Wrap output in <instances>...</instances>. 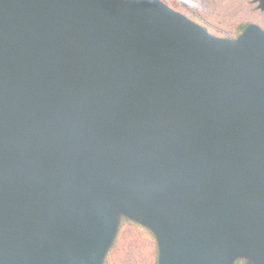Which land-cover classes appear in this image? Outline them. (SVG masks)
<instances>
[{
    "label": "water",
    "instance_id": "95a60500",
    "mask_svg": "<svg viewBox=\"0 0 264 264\" xmlns=\"http://www.w3.org/2000/svg\"><path fill=\"white\" fill-rule=\"evenodd\" d=\"M122 214L159 264H264V29L0 0V264H104Z\"/></svg>",
    "mask_w": 264,
    "mask_h": 264
},
{
    "label": "rangeland",
    "instance_id": "374dc122",
    "mask_svg": "<svg viewBox=\"0 0 264 264\" xmlns=\"http://www.w3.org/2000/svg\"><path fill=\"white\" fill-rule=\"evenodd\" d=\"M202 17L189 11L183 0H167V3L193 20L205 24L211 33L231 37L240 24L255 23L264 29V10L256 0H185ZM143 234L148 235L144 227Z\"/></svg>",
    "mask_w": 264,
    "mask_h": 264
},
{
    "label": "trees",
    "instance_id": "16d2710c",
    "mask_svg": "<svg viewBox=\"0 0 264 264\" xmlns=\"http://www.w3.org/2000/svg\"><path fill=\"white\" fill-rule=\"evenodd\" d=\"M164 1L167 2V0ZM183 3L189 11L203 19L185 0ZM200 24L209 30L205 24ZM248 25L240 24L237 26L236 32L230 38H237ZM140 227H144L148 235L143 234ZM245 261L242 258L236 264H242ZM104 264H159V246L154 232L130 216L122 214L117 237L105 258Z\"/></svg>",
    "mask_w": 264,
    "mask_h": 264
}]
</instances>
